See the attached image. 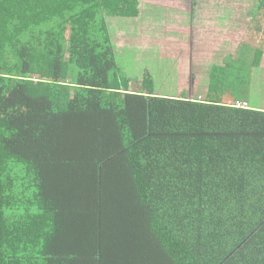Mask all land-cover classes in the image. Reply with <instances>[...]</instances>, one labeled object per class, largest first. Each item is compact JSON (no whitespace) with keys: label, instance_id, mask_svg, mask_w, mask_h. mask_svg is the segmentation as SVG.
<instances>
[{"label":"trees","instance_id":"16d2710c","mask_svg":"<svg viewBox=\"0 0 264 264\" xmlns=\"http://www.w3.org/2000/svg\"><path fill=\"white\" fill-rule=\"evenodd\" d=\"M139 15L0 0V264H264L262 51L213 66L216 98L161 96L117 62L108 18Z\"/></svg>","mask_w":264,"mask_h":264},{"label":"rangeland","instance_id":"374dc122","mask_svg":"<svg viewBox=\"0 0 264 264\" xmlns=\"http://www.w3.org/2000/svg\"><path fill=\"white\" fill-rule=\"evenodd\" d=\"M172 1L177 0H168V5L173 6L170 3ZM233 1L230 3L227 0H196L194 11L190 10L188 16L183 18L181 14H184V10H189L190 0H185V4L181 3V0L177 1L178 8L175 4L172 14L169 15L159 6L152 7V0H140L141 16L139 19L108 18L110 34L120 69L127 76L139 81L144 80L150 74L155 80L156 92L162 96L206 101L209 100V97L205 96L206 93L211 94L210 96L214 95V98H216L215 93L212 91H222V87L217 83L212 89V93H210V88L208 89L209 81L207 80L210 71H207L203 65V71L207 76L204 77L205 73H202L200 79L203 84L198 86V90H196L197 86L194 85V82H198V80L193 79V76L198 75V72L197 70L195 74L194 70L192 74L191 71L189 72L188 68L191 63L194 62L198 66L203 59L221 60L227 54L235 60L241 55L253 57L256 50H261L263 55L260 67L253 69L250 88L248 87L249 89H246L244 94H246L250 106L264 108V14L256 16L257 13H255L253 15L252 11L255 7L250 0ZM197 6L202 10L201 12L197 9ZM208 11H214L216 15L222 18H230L231 27H233V32L230 34L231 40L222 46L215 56L209 55L214 52V49H212L208 36L201 43V47H198V30L211 22L206 16ZM230 12L231 14H229ZM227 14L229 15L227 16ZM174 15L177 20L174 18L175 23L173 24L179 26L182 24L185 27H170L169 21ZM216 15L208 17L212 19ZM186 18H189L190 21L194 18V28L183 23L184 20L187 22ZM187 27L190 28V31L187 30ZM210 28L214 29V27ZM231 58L226 59L225 63L230 62ZM195 64L193 69L196 68ZM209 65H212V63ZM174 68H176L175 74H173L175 72ZM182 72L184 75H189V78L180 79L178 75H182ZM172 75H175L174 79H172ZM137 87V83L132 84V90H136ZM181 91H183V94ZM226 98L231 99V101L234 100L235 93L220 99L225 101Z\"/></svg>","mask_w":264,"mask_h":264},{"label":"crops","instance_id":"0c3cea01","mask_svg":"<svg viewBox=\"0 0 264 264\" xmlns=\"http://www.w3.org/2000/svg\"><path fill=\"white\" fill-rule=\"evenodd\" d=\"M177 1H180V0H177ZM177 1H172V2H170L171 4H173V6L175 7V4L177 5V8H178V3H177ZM182 2L181 3H183V4H185V0H181ZM191 1V3H190V6H189V10L187 9L186 11H187V13H186V11L184 10V14H181L182 16H183V18H184V16H188V14L190 13V10H193L194 11V6H195V4H196V1L195 0H190ZM198 3V2H197ZM152 7H160V8H162L166 13H167V15H169L170 13L172 14V12H173V6H170V5H168V0H152ZM204 6H206V5H204ZM191 7V8H190ZM167 9H169V10H167ZM197 9L201 12L202 10L197 6ZM217 9V8H216ZM139 10H140V0H139ZM204 11L206 10V9H203ZM219 10V9H218ZM220 11V10H219ZM193 13V12H192ZM214 15H216L215 13H214V11H212V12H209L208 11V13L206 14V16H207V18H208V20H210L211 22L210 23H207V26H205V27H201L200 28V30H198V37H199V39H198V47L200 46L201 47V43L204 41V40H206V38H207V36L209 37V40H210V44L212 45V49H214L213 51L214 52H212V53H210L209 55H214L215 56V54L218 52V50L222 47V46H224L229 40H231V35L230 34H232V32H233V27H231V19L230 18H225V17H221V16H219V15H216L214 18H212V19H210L208 16H214ZM140 16H141V10H140V15L136 18V19H139L140 18ZM174 18H175V15H174V17H171V21H169L170 22V27H185L184 25H182L180 22H179V24H181L180 26L179 25H175V24H173V23H175L174 22ZM195 18V17H194ZM194 18H193V20L192 21H190V19L189 18H186L187 19V22H186V20H184L183 21V23L184 24H186V25H188V27H193V25H194ZM175 20H177V18H175ZM177 23V22H176ZM187 27V30H189L190 31V28H188ZM210 27H214V29H212V28H210ZM194 28V27H193ZM193 28H191V29H193ZM207 28V29H206ZM165 32H166V30H165ZM186 40V39H185ZM199 47V48H200ZM210 52V51H209ZM207 54V53H206ZM208 55V56H209ZM227 56V57H226ZM232 56L231 55H225V56H223V59H221V60H215V59H213L212 61L211 60H205V59H203V61H200L199 62V64H198V66L193 62V63H191V62H188L190 65H189V72L191 71V74L193 73V70H194V74H195V72H196V70H197V72H198V75H194L193 76V79H196V80H198V82H194V85H196L197 86V89L196 90H198V86H200V85H202L203 84V81L200 79L201 78V75H202V73L204 74L205 73V71H203V65L205 66V68H206V70L207 71H210V74H208L209 76H208V78H207V80L209 81V83H208V89H209V85H210V75H211V72H212V69H213V66H217V67H221V66H224L225 65V60L226 59H229V58H231ZM194 61V60H193ZM212 63V65H209L208 66V64H211ZM194 64H195V66H196V68L195 69H193V66H194ZM224 64V65H223ZM200 65H202L201 67H199ZM177 68H179V67H177ZM201 68V69H200ZM210 68H211V70H210ZM180 69V68H179ZM186 69V68H185ZM174 73L173 74H175L176 73V68H174ZM178 71V70H177ZM183 75V76H182ZM182 75L181 74H179L178 75V77L180 78V79H182V78H189V75H184L183 74V72H182ZM204 77H206L207 75H206V73H205V75H203ZM175 78V75H172V79H174ZM207 89V90H208ZM131 90H132V88H131ZM206 90V91H207ZM158 95H160L158 92H156ZM181 93L183 94V91H181ZM205 94V93H204ZM207 95H205V96H209V93H206ZM162 96V95H161ZM205 96H203V97H205ZM228 102V101H231L229 98L227 99V100H225V101H222L223 103L224 102ZM248 101V100H247ZM126 251H129V250H127V249H125ZM131 251H134L133 249H131ZM140 260V259H139Z\"/></svg>","mask_w":264,"mask_h":264},{"label":"built area","instance_id":"2783aa9c","mask_svg":"<svg viewBox=\"0 0 264 264\" xmlns=\"http://www.w3.org/2000/svg\"><path fill=\"white\" fill-rule=\"evenodd\" d=\"M235 107H237V108H247L248 104L245 103V102H238V103L235 104Z\"/></svg>","mask_w":264,"mask_h":264}]
</instances>
